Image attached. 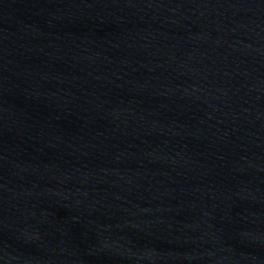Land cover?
<instances>
[{"label": "water", "instance_id": "95a60500", "mask_svg": "<svg viewBox=\"0 0 264 264\" xmlns=\"http://www.w3.org/2000/svg\"><path fill=\"white\" fill-rule=\"evenodd\" d=\"M0 264H264V0H0Z\"/></svg>", "mask_w": 264, "mask_h": 264}]
</instances>
